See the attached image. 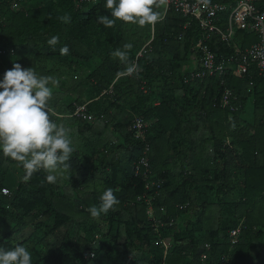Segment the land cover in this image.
Here are the masks:
<instances>
[{"label":"trees","instance_id":"1","mask_svg":"<svg viewBox=\"0 0 264 264\" xmlns=\"http://www.w3.org/2000/svg\"><path fill=\"white\" fill-rule=\"evenodd\" d=\"M13 3L0 0V62L59 81L49 118L75 151L48 183L0 150V247L24 246L31 264H264V70L250 60L235 73L261 33L236 26L223 39L165 4L154 26L106 28V0ZM125 44L140 72L117 79ZM205 46L223 71L204 67ZM108 188L119 204L94 219Z\"/></svg>","mask_w":264,"mask_h":264},{"label":"clouds","instance_id":"2","mask_svg":"<svg viewBox=\"0 0 264 264\" xmlns=\"http://www.w3.org/2000/svg\"><path fill=\"white\" fill-rule=\"evenodd\" d=\"M166 3L167 0H106L103 6L111 10L113 18L99 15L97 23L106 28L113 27L117 20L154 26L163 19L154 6L159 8ZM61 19L65 23L71 22L70 16ZM59 43L58 35L47 40L53 49ZM132 47L125 44L124 50L117 48L112 53L114 58L127 65L117 72V79L139 75V66L129 60ZM59 51L61 55H68L70 48L65 44ZM49 84L58 86L59 81L52 76L38 78L32 67L24 69L18 63L5 72L0 80V150L5 157L21 162L26 179L43 169L49 173L46 181L55 183L57 175L53 173L59 169L63 174L71 168L68 161L75 149L70 146L69 129L63 124L58 126L49 118L48 101L52 96ZM118 204L113 189L108 188L101 195L99 206L93 205L88 211L92 218L98 219L109 210H115L114 206ZM0 264H31L30 252L21 245L10 250L0 247Z\"/></svg>","mask_w":264,"mask_h":264},{"label":"built area","instance_id":"3","mask_svg":"<svg viewBox=\"0 0 264 264\" xmlns=\"http://www.w3.org/2000/svg\"><path fill=\"white\" fill-rule=\"evenodd\" d=\"M21 0H15L14 7L20 5ZM98 0H76L77 6H82L85 2H97ZM234 5H227L223 2H212L211 0H167L165 4L166 10L171 7L175 8L177 12L185 16L192 15L194 18L201 21V25L211 32L219 33L223 39L232 38L235 27L248 29L250 31H259L261 33V40L252 44L243 52L242 62L238 64L237 74H241L248 70L246 66L247 61H254L261 70H264V12H259L253 0H233ZM228 13V26L227 31L221 29L218 24L221 14ZM190 16V17H192ZM4 52V51H3ZM141 54V52L139 53ZM205 68L213 75L216 71H223L225 66L216 63L214 55L208 49L204 48V56L201 59ZM245 63V64H244ZM206 73L204 72L205 75ZM201 75V74H199ZM84 110V106L76 112L80 113ZM88 118H91L89 115ZM4 192H9L8 188L3 189ZM237 231H233L236 234ZM88 255V253H87Z\"/></svg>","mask_w":264,"mask_h":264},{"label":"rangeland","instance_id":"4","mask_svg":"<svg viewBox=\"0 0 264 264\" xmlns=\"http://www.w3.org/2000/svg\"><path fill=\"white\" fill-rule=\"evenodd\" d=\"M93 67H94V64L92 63L91 68H93ZM5 72H6V66H5V64H2L0 62V80L3 79Z\"/></svg>","mask_w":264,"mask_h":264},{"label":"crops","instance_id":"5","mask_svg":"<svg viewBox=\"0 0 264 264\" xmlns=\"http://www.w3.org/2000/svg\"><path fill=\"white\" fill-rule=\"evenodd\" d=\"M14 1H15V0H14ZM22 3H23V0L20 1V5H21ZM20 5H19V6H20Z\"/></svg>","mask_w":264,"mask_h":264}]
</instances>
